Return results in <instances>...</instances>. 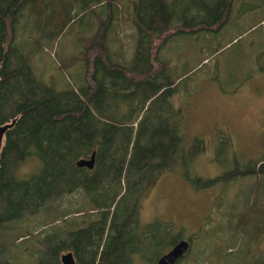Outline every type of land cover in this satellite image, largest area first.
<instances>
[{
	"label": "rangeland",
	"instance_id": "1",
	"mask_svg": "<svg viewBox=\"0 0 264 264\" xmlns=\"http://www.w3.org/2000/svg\"><path fill=\"white\" fill-rule=\"evenodd\" d=\"M184 1L189 2L177 0L172 23L163 29L164 34L173 35L161 47L159 58L165 78L173 79L170 99L179 111L182 146L189 159L143 184L139 226L156 222L152 237L146 235L140 241L142 255L127 252L130 264L156 263L155 257L172 246H166V241L176 230L180 238L190 240V249H198L197 255L181 258L178 264H263L264 229L254 228L259 217L250 206L256 200L251 185L257 174L232 177L230 172L234 162L240 169L253 168L246 164L257 161V165L264 152V4L251 9L258 0H233L222 15L223 25L194 29L198 23L181 19L179 5ZM166 2L168 9L173 6L171 0ZM196 2L198 8L206 4V0ZM43 4H31L35 11L29 4L21 7L14 34L37 78L57 89H78L85 76L80 56L90 37L108 21L110 57L130 64L138 39L133 0H48ZM63 19L64 26L55 33ZM39 165L38 158L30 156L17 174L27 175ZM226 171L225 178L217 177ZM121 182L117 198L126 189L125 181ZM88 202L83 190L77 189L48 200L36 213L5 222L0 228V249L17 264L37 258L39 253L33 251L44 246V236L55 233L65 240L66 226L81 218L78 211L90 209ZM258 210L262 216V208ZM239 213L245 222H239ZM237 238L244 242L231 245L224 257L223 248Z\"/></svg>",
	"mask_w": 264,
	"mask_h": 264
},
{
	"label": "trees",
	"instance_id": "2",
	"mask_svg": "<svg viewBox=\"0 0 264 264\" xmlns=\"http://www.w3.org/2000/svg\"><path fill=\"white\" fill-rule=\"evenodd\" d=\"M39 1L46 4L48 0H0V122L18 116L7 130L0 151V228L7 221L38 212L48 200L62 193L82 189L90 209L78 211L81 218L66 226L65 240L55 233L46 234L44 246L33 251L39 253L38 257L24 264H61L62 249H73L78 264H130L127 252L142 255L140 241L146 235L152 237L156 222L139 226L143 184L189 159L182 146L179 111L170 99L173 79L165 78L163 60L159 58L161 47L173 35L164 34L163 29L172 23L177 0H171L173 6L169 9L166 0H133L138 39L129 65L110 57L106 26L110 28L111 22L97 29L80 56L85 65V82L78 89H57L37 78L27 55L14 40L16 24L23 14L21 7L29 4L35 11L31 4ZM232 1L206 0L199 8L205 14L202 12L203 18L195 29H211L214 23L215 28L223 25L226 18L222 15L229 11ZM258 1L259 4H251V9L264 4V0ZM108 11L111 14L110 7ZM64 20L55 33L64 26ZM93 150L92 168L76 165L77 158L86 157ZM30 156L38 158L39 167L19 176V165ZM256 162L246 164L253 165L251 169H240L241 165L234 162L230 175L257 174L251 185L256 200L250 206L259 217L254 228L258 226L262 231L264 152L257 165ZM228 173L217 177L225 178ZM122 179L126 189L117 198ZM238 219L245 222L242 213ZM176 232L169 233L166 246L181 236ZM243 242L239 238L228 242L223 256L231 245ZM190 247L191 243L181 258L198 254V249ZM0 255V264H17L13 256L5 255L3 248Z\"/></svg>",
	"mask_w": 264,
	"mask_h": 264
},
{
	"label": "water",
	"instance_id": "3",
	"mask_svg": "<svg viewBox=\"0 0 264 264\" xmlns=\"http://www.w3.org/2000/svg\"><path fill=\"white\" fill-rule=\"evenodd\" d=\"M18 116L12 117L10 120L0 122V151L4 143L6 132L13 127ZM95 160V150L91 151L88 156H82L76 159L77 166H86L92 168ZM190 242L188 239H178L168 250L163 252L156 260L155 264H176L177 261L188 250ZM62 264H76L75 257L71 250L62 252L59 256Z\"/></svg>",
	"mask_w": 264,
	"mask_h": 264
},
{
	"label": "flooded vegetation",
	"instance_id": "4",
	"mask_svg": "<svg viewBox=\"0 0 264 264\" xmlns=\"http://www.w3.org/2000/svg\"><path fill=\"white\" fill-rule=\"evenodd\" d=\"M181 9L183 11V13L180 14L181 19L184 22H186L187 24L194 25L195 23H197L198 21H200L203 18L202 12L199 10V8L196 4V0H193V3L192 2L191 3L190 2L184 3L183 6L181 7ZM213 14H216V10L213 12ZM68 250H71L73 252V255L75 257V262H76V264H78L76 252L73 249H66V251H68ZM66 251H64V252H66Z\"/></svg>",
	"mask_w": 264,
	"mask_h": 264
}]
</instances>
